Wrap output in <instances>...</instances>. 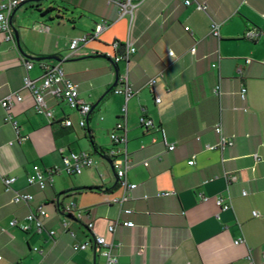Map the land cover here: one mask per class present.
I'll return each mask as SVG.
<instances>
[{
  "label": "crops",
  "instance_id": "0c3cea01",
  "mask_svg": "<svg viewBox=\"0 0 264 264\" xmlns=\"http://www.w3.org/2000/svg\"><path fill=\"white\" fill-rule=\"evenodd\" d=\"M19 1L11 17L16 47L0 35V98L17 91L23 96L9 110L18 139L0 107V264H104L99 247L78 248L92 240L88 223L107 242L121 244L117 264H248V255L264 264V0H191L189 6L183 0H141L132 18L118 17L116 0ZM195 2L205 3L206 11L195 9ZM102 21L107 27L94 37ZM212 22L220 25L218 37L210 34ZM249 29L260 37L245 39ZM82 36L87 42L71 53L70 40ZM127 40L136 52L127 63H114L111 45ZM27 60L33 80L42 76L43 64H60L79 97L96 105L85 128L62 100L46 97L52 118L35 111L32 95L21 90ZM116 77L132 86L126 102L110 91ZM150 79L156 81L152 88ZM243 86L245 100L239 96ZM124 104L125 147L109 139ZM142 113L153 128H141ZM66 120L72 125L65 126ZM219 122L225 136L235 137L223 151L210 149L219 141L213 130ZM159 129L173 151L166 150ZM110 149L119 151L116 160L107 156ZM70 152L89 154L94 165L67 175L61 153ZM114 161L131 164L126 178L137 185L122 207L108 202L121 195ZM33 166L56 171L46 189L27 185ZM2 177H15L14 190L33 195V202L11 203ZM217 196L229 197L231 209L220 212ZM68 203L82 211L80 220L69 219L74 238L62 227L67 217L61 208ZM40 206L48 214L41 232L9 226ZM117 218L134 227H119L112 237L108 226ZM49 231H55L53 238ZM239 238L244 242L234 245Z\"/></svg>",
  "mask_w": 264,
  "mask_h": 264
},
{
  "label": "built area",
  "instance_id": "2783aa9c",
  "mask_svg": "<svg viewBox=\"0 0 264 264\" xmlns=\"http://www.w3.org/2000/svg\"><path fill=\"white\" fill-rule=\"evenodd\" d=\"M181 1V0H179ZM21 1L19 0H0V35L2 36V41L6 43L13 44L16 47L12 32H11V17L14 10L20 5ZM141 0H116L114 2L117 7V15L119 18L124 16H128L132 18L133 11L137 9L140 5ZM183 3L186 6L191 5V0H183ZM195 9L199 11H206L207 5L205 3L195 2ZM264 17V14H262ZM107 27V22L102 21L101 23L95 26L93 35L97 37L100 33H102ZM219 27L220 25L216 22H212L210 26V34L213 37L219 36ZM188 30V27L185 28ZM260 32L254 29H249L245 31L244 38L248 40H256L260 37ZM87 42V38L77 37L73 38L69 42V50L71 53H74L80 45H84ZM114 54L109 56L114 63L118 62H128L131 56L136 52L135 44L130 41H125V43L121 44L115 41L112 45ZM122 48V52L119 50ZM196 51L195 47L190 49V53L194 54ZM172 54V53H170ZM250 59H246V63H250ZM215 67V65H213ZM33 67V63L29 60L25 63L26 74L23 77V84L21 90H24L30 93L33 97L34 108L38 114H42L47 118H52V111L49 109L46 103V97H51L54 99L62 100L64 103L72 110H75L79 114L78 125L81 128H85L87 124V119L89 114L91 113V105L86 103L79 97L78 85L73 83L61 69L60 64L50 65L43 64L42 66V76L33 80L28 76V71ZM155 79L149 80V87L152 88L155 84ZM112 92L115 95H122L124 97L125 102L128 101L133 96V89L131 84L127 79H119L116 86L112 88ZM214 94L219 95V86L214 88ZM246 88L243 86L239 91V96L242 100L246 98ZM23 100V96L20 91L14 92L10 95H7L4 98H0V107L7 111V115L5 117L6 123L10 124L17 135V139L19 137V128L17 123L15 122L13 115L9 113V110L15 104L20 103ZM156 103H160L159 98H155ZM144 110H142L143 112ZM126 115L127 108L126 104L122 106L120 120L115 124L113 129L109 134V139L113 145L117 146H126L127 144V128H126ZM140 126L144 130H148L154 127L151 119L146 117L144 113L141 114L139 118ZM65 126H71L72 123L70 120L64 121ZM215 133L219 137V141L216 146L210 147L211 150L218 149L220 151L225 150L226 148H230L235 143V137L230 136L227 137L223 134L221 123H217L214 126ZM161 134V141L166 146V150L171 152L175 149V145L167 142V137L165 131L163 129H159ZM152 142H155L153 139ZM119 153L116 149H110L107 156L110 159L116 160V156ZM123 153H126V149H124ZM62 154V171L67 175H79L86 168H90L94 165V161L91 156L85 152L73 153L70 152L68 154ZM188 165H193L194 160L191 159L187 162ZM143 165L148 166V161H143ZM131 167V164L126 161L123 167L117 162L114 161V169L116 173V177L119 182V188L121 189V195L118 197L109 198V203H114L122 207L125 203L129 202L132 199L131 192L137 187L136 184L128 182L126 178V171ZM52 173H56V171H48L45 172L40 169L38 166H33L32 174L27 176L26 182L29 186H37L40 190L46 189V187L51 183V175ZM1 181L4 185V191L6 193H10L11 203L16 205H27L29 206L33 202V195L29 193H22L14 190L13 184L16 181L15 177H2ZM245 195V193H244ZM215 204L218 207L219 211H228L231 209V200L229 197L217 196L215 199ZM122 213L131 214V209H123ZM61 213L63 216L67 217L66 220L62 223V227L66 234H68L71 238L75 237V234L69 229L70 220H80L82 218V211H76L74 205L72 203H68L61 208ZM253 216H259L257 212L252 213ZM216 219H219V213L215 215ZM48 218V214L43 207H37L34 210L29 211L24 220L17 221L11 220L9 222L10 227L18 228L23 232H29L32 229L36 232H41L44 229V220ZM93 223L86 224L87 230L92 234V240L85 241L78 245V248L81 250H86L90 247L100 248V256L105 259L104 264H117L119 257V249L121 248L120 243H115L113 240L111 242H107L104 237L97 235L93 232ZM119 227L125 228H133L134 224L131 221H121L119 218L112 221L108 226V232L114 237L117 229ZM48 235L53 238L55 235V231H49ZM244 240L242 238L236 239L234 241V245H238L243 243ZM35 252H38V248L33 249ZM143 249H139L137 254H142ZM248 264H257L254 262L251 255L247 256Z\"/></svg>",
  "mask_w": 264,
  "mask_h": 264
},
{
  "label": "water",
  "instance_id": "95a60500",
  "mask_svg": "<svg viewBox=\"0 0 264 264\" xmlns=\"http://www.w3.org/2000/svg\"><path fill=\"white\" fill-rule=\"evenodd\" d=\"M14 12H15V11H14ZM14 12H13V13H14ZM14 38H15L16 41H18V38H17V34H16V33H14ZM34 60H37V59H34ZM116 73H117V72H116ZM117 81H118V80H117V77H116L115 83L113 84L112 88L116 86ZM95 106H96V105L91 106V111L94 109Z\"/></svg>",
  "mask_w": 264,
  "mask_h": 264
},
{
  "label": "trees",
  "instance_id": "16d2710c",
  "mask_svg": "<svg viewBox=\"0 0 264 264\" xmlns=\"http://www.w3.org/2000/svg\"><path fill=\"white\" fill-rule=\"evenodd\" d=\"M34 8H35V9H38V6H34ZM46 12H48V11H46ZM110 91H112V88H111ZM86 189H87V190H91V188H86ZM70 191H71V190H70ZM70 191H67V192H65V193H68V192H70ZM58 204H59V203H58ZM58 204H57V205H58Z\"/></svg>",
  "mask_w": 264,
  "mask_h": 264
}]
</instances>
